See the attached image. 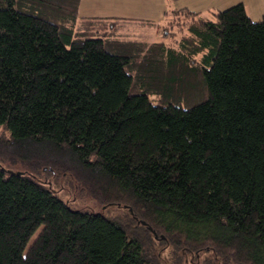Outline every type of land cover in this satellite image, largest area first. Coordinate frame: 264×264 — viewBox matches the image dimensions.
I'll use <instances>...</instances> for the list:
<instances>
[{
	"label": "trees",
	"instance_id": "trees-1",
	"mask_svg": "<svg viewBox=\"0 0 264 264\" xmlns=\"http://www.w3.org/2000/svg\"><path fill=\"white\" fill-rule=\"evenodd\" d=\"M80 4L0 0V264H264V16Z\"/></svg>",
	"mask_w": 264,
	"mask_h": 264
},
{
	"label": "rangeland",
	"instance_id": "rangeland-1",
	"mask_svg": "<svg viewBox=\"0 0 264 264\" xmlns=\"http://www.w3.org/2000/svg\"><path fill=\"white\" fill-rule=\"evenodd\" d=\"M167 0H83L84 7L89 8V6H93L99 8V13L101 15H117L122 17H129L132 19H151L157 23H163V16L165 14L161 13L160 7L163 3H166ZM236 2L234 4H237ZM89 4V5H87ZM229 4L226 8L234 5ZM254 6V5H252ZM174 7L173 0H169V10ZM94 10V9H93ZM256 12H262L264 7L261 9H256ZM262 18V17H261ZM136 36L137 37H144L150 40H159L162 38L163 28L158 27L157 25H141L137 28ZM66 195H68L65 192ZM75 199V198H73ZM82 205H88L95 209H98L100 206L92 198L86 196L80 198L79 201ZM155 246L158 248L161 255H163L162 264H195L197 261L193 260L192 256H188L185 261L181 260L180 262H176V259H168L165 260L167 255L171 254L172 252L170 249H163L162 243H156Z\"/></svg>",
	"mask_w": 264,
	"mask_h": 264
},
{
	"label": "crops",
	"instance_id": "crops-1",
	"mask_svg": "<svg viewBox=\"0 0 264 264\" xmlns=\"http://www.w3.org/2000/svg\"><path fill=\"white\" fill-rule=\"evenodd\" d=\"M173 2H174V7L172 9H178V8L185 7L192 11H198V12H210L213 10H222V9H225L226 6L229 4H234L236 2H242L245 5L248 15L252 19L260 20L261 17L264 16V10L262 12H256L257 11L256 9L259 10L264 7V0H173ZM89 8L91 9L84 7L83 0H81L80 9H79V12L81 15L83 16H93V15L106 16V15H101V13H99V8H96L93 6H89ZM160 9L161 11H163L161 13L165 14L163 16L164 18L163 23H164L166 19V11L170 9L169 0H167L166 3H163ZM111 16H117V15H111ZM147 20H151V19H147Z\"/></svg>",
	"mask_w": 264,
	"mask_h": 264
},
{
	"label": "water",
	"instance_id": "water-1",
	"mask_svg": "<svg viewBox=\"0 0 264 264\" xmlns=\"http://www.w3.org/2000/svg\"><path fill=\"white\" fill-rule=\"evenodd\" d=\"M151 228V227H150Z\"/></svg>",
	"mask_w": 264,
	"mask_h": 264
}]
</instances>
